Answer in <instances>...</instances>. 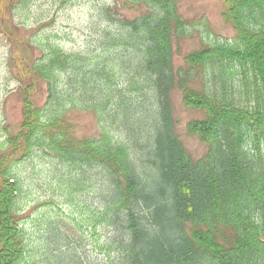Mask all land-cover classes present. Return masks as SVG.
<instances>
[{"label":"trees","instance_id":"trees-1","mask_svg":"<svg viewBox=\"0 0 264 264\" xmlns=\"http://www.w3.org/2000/svg\"><path fill=\"white\" fill-rule=\"evenodd\" d=\"M128 1L148 11L123 20L112 42L135 49L126 78L129 92L151 94L155 105L147 112L124 105L110 112L118 74L125 76L128 65L123 58L109 53L89 65L88 57L52 43L41 44L37 55L25 35L9 32L23 121L0 147V264H22L26 254L18 217L21 184L6 146L20 153L18 159L42 150L63 163L108 173L111 198L97 221L108 227L123 222L125 232L115 259L109 252L116 241L102 242L110 257L105 264H264V0H224L223 18L235 29V41L206 43L179 65L181 36L188 34L185 0ZM6 5L12 11V0ZM44 85L41 106L35 97ZM175 90L187 108L203 113L187 126L208 146L199 159L176 132ZM81 104L112 124H103L97 137L79 138L67 113ZM118 115L127 140L116 136ZM145 157L153 166L142 163Z\"/></svg>","mask_w":264,"mask_h":264},{"label":"rangeland","instance_id":"rangeland-1","mask_svg":"<svg viewBox=\"0 0 264 264\" xmlns=\"http://www.w3.org/2000/svg\"><path fill=\"white\" fill-rule=\"evenodd\" d=\"M7 1L0 0V147L9 135L20 131L23 121L21 83L10 61L11 54L16 52L10 31H14V38L25 35L36 48L37 55L41 54V44L52 43L67 53L88 57L89 65L104 62V56L109 53L114 55L109 57L123 58L128 65H124L125 76L118 74L119 92L110 112L119 111L123 105L147 112L155 105L149 91L129 92L130 82L126 76L131 71L130 63L135 60L132 59L135 49L112 42L113 34L123 27L122 21L147 12L146 6L128 0H12L13 9L8 11ZM223 11L224 0H185L181 4L188 34L181 36L177 65L183 64L186 55L206 43L235 41L236 31L224 21ZM208 76L209 86H213L215 77ZM35 98L39 105L45 104L46 85ZM172 103L178 136L195 159L201 158L208 146L198 136L188 134L187 126L202 118L203 113L187 108L179 90L173 92ZM104 117L105 122L93 107L83 104L71 106L67 113L79 138L99 136L103 124H112ZM121 118L119 115L114 118V130L118 138L127 140L126 123ZM3 152L15 159L13 166L21 184L18 217L26 240L22 264H105L110 257L106 247L103 246L105 253L102 252V242L109 240L116 241L115 250L109 254L113 259L119 257L121 250L116 247L124 248L119 242L125 232L123 222L108 227L97 221L111 198L109 175L102 167L63 163L42 150L22 159H18L20 153L11 152L8 146ZM139 154L140 160L142 154ZM146 160L142 163L153 166L148 158ZM142 214L146 222L151 221L148 209ZM170 228L165 225L166 234Z\"/></svg>","mask_w":264,"mask_h":264}]
</instances>
